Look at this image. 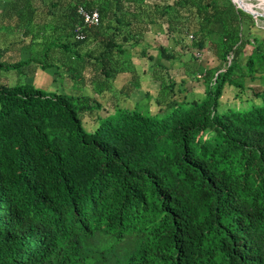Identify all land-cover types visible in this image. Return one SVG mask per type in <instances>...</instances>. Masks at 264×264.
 <instances>
[{
  "label": "trees",
  "instance_id": "16d2710c",
  "mask_svg": "<svg viewBox=\"0 0 264 264\" xmlns=\"http://www.w3.org/2000/svg\"><path fill=\"white\" fill-rule=\"evenodd\" d=\"M60 2L67 40L59 19L40 21ZM78 5L100 22L77 40ZM247 21L232 0H0L1 33L29 51H0V70L24 76L0 82V264H264V34L246 37ZM159 27L210 50L202 98L163 68L157 96L131 99L136 58L177 56L144 45ZM26 66L62 70L77 91L41 88ZM226 87L247 106L221 109Z\"/></svg>",
  "mask_w": 264,
  "mask_h": 264
},
{
  "label": "rangeland",
  "instance_id": "374dc122",
  "mask_svg": "<svg viewBox=\"0 0 264 264\" xmlns=\"http://www.w3.org/2000/svg\"><path fill=\"white\" fill-rule=\"evenodd\" d=\"M241 3L253 5L251 11L254 13L253 17L255 19V24H251L248 21L244 22L243 24L244 35L246 37L257 36L259 38H262L264 34V8L261 7L259 3L262 6H264V2H261V0H241ZM162 30L165 31V28L163 27ZM162 30L161 29L159 30L161 35H159V33L157 34L158 38H156L155 36V40H157L155 43H162L161 40L164 39L163 40L164 45L167 46L170 50H172L175 54H177V56L174 59H162L161 64H160L162 68L160 66H153V61L148 60L147 58L143 60V61L147 60V62L146 64H144V67L142 69L140 68V70L144 69V71L148 73L149 78H147L146 75L142 76L140 72L141 91H136L135 93H133L131 99L134 101L139 100L144 95V92L146 90H148L151 93L152 98L157 96L159 93V89H158L159 83L158 81L153 80V77L151 76L154 70H157V72L163 75L165 73V69L163 68H169V70H171L172 73L173 71H176V74H174V76L178 78L181 77L182 80H185L184 84L188 86L187 87L188 92L183 91L182 95H184L188 101H191L192 99L202 98L204 95V86H203V83L201 82V78L203 76L202 74L204 73L205 68H207L208 66L216 65L213 57L211 56L210 50H207L206 48L200 50V49L192 47L191 46L192 37H190L191 33L181 36L180 39H176V36L174 35L171 36V34L169 33H168V36H166V34L162 32ZM2 32H4V33H0V44L3 45L1 47L2 51L4 48L8 46V44L13 43L12 45H10V49L6 51L7 53L3 51L4 56L2 59L7 60V61H13L15 60L16 57L25 58V56L28 54V50L22 51L23 53H25L24 51L27 52L24 55L21 53L17 55L15 51V48L18 46L17 44L22 39L21 35L16 34V33L15 34L9 33L3 30ZM2 36L4 40H2ZM162 36H166V39ZM147 37L149 41H152L151 35H148ZM167 37L169 38L171 37V38L168 40ZM178 40H180V42H177ZM152 52L155 53V50H153ZM184 70L186 71L194 70L195 74L193 75L186 74ZM23 71L27 72L26 78L24 79H26L27 81H31L35 83L37 86L44 88L48 91H57V92L58 91H65V92H71V91L76 92L77 91L76 89L77 87L73 88V90H70L69 87L71 83L68 82V80H67V84L64 81L60 84V72L56 76V73L54 74V72L56 71L54 68H49L43 71L36 66L34 67L33 70H28V67L26 66L23 68ZM171 75L173 76V74ZM23 77L24 76L19 75L15 70H11V71L0 70V82L2 83H8V84L13 85L18 81H23ZM257 82L258 80L254 81V83H257ZM178 85L179 83L178 84L176 83V85L174 86V91H176ZM84 91L85 93L92 92V90L89 89V87H86ZM246 101H247L246 95H244L243 97H240L239 95H236L233 88L226 87L220 99V108L224 109L230 106L237 107V108H244L247 106V103H245ZM150 107L151 109H154L156 107L153 99H151ZM85 126H88V123H85ZM210 134H212L211 131H207L205 133V135H210Z\"/></svg>",
  "mask_w": 264,
  "mask_h": 264
},
{
  "label": "crops",
  "instance_id": "0c3cea01",
  "mask_svg": "<svg viewBox=\"0 0 264 264\" xmlns=\"http://www.w3.org/2000/svg\"><path fill=\"white\" fill-rule=\"evenodd\" d=\"M67 9H66V4L65 3H62V2H60V5H57V6H54L53 8L51 7V8H49L48 6H46V5H44V6H42L41 7V9H40V12H41V16H40V21H41V23H48V24H56V21L59 19L60 20V27L61 26H63L62 28H66V29H62V30H60V35L62 34L63 36H62V39L63 40H67L68 38V36H69V34L71 33V29L70 28H67V19H66V15L68 14V12L66 11ZM161 29V27H159L158 29H154V31L152 30V32L151 33H149V34H147L144 38V45H146V43H147V46L150 48V52H152L153 50H155V53H153L154 55H156V51L158 50L157 48L155 49V48H153V46H155V44L156 45H158V43H155L157 40H155V36H156V38H158V33H159V35H161V33L159 32V30ZM162 30V29H161ZM162 32H163V30H162ZM0 33H1V29H0ZM148 35H151V37H152V41H149L148 40ZM168 36V35H167ZM162 37H164L165 39H166V36H162ZM160 38V37H159ZM171 38V37H170ZM169 37H167V39L169 40L170 39ZM163 40L164 39H162L161 40V42L162 43H159L160 45H163L166 49H169L167 46H165L164 45V43H163ZM151 43H152V46H151ZM175 43V42H174ZM3 45H1V47H2ZM142 46V45H141ZM1 47H0V51L1 52H6L5 51V49L6 48H4L3 49V51H2V49H1ZM143 47V46H142ZM10 48V47H9ZM141 47L138 45V46H136V51H138L139 52V49H140ZM23 50H26V49H23ZM22 50V51H23ZM21 51V54H25V53H27L26 51H24L25 53H23ZM29 52V51H28ZM7 53V52H6ZM28 55V54H27ZM26 57V56H25ZM142 59V60H141ZM146 58H141L140 57V59H139V61H138V58H136L134 61V64H135V68H136V72H135V76H136V78H139V80H140V82H141V77H140V72H141V75L143 76V75H146L147 76V78H149V76H148V73H146L145 71H144V69L143 70H140V68L142 69L143 67H144V64H146V62H147V60L146 61H143V60H145ZM40 69V68H39ZM49 69V68H48ZM42 70V69H41ZM44 71V70H43ZM59 72H61V73H64V71H62V70H60ZM59 72H57V71H55L54 72V74L56 73V76H57V74L59 73ZM125 75V74H124ZM62 76V78H60V84L64 81L66 84H67V80H68V82H70L71 84H70V90H72V86H73V81H71L70 79H69V77H67L66 76V73H64L63 75H61ZM120 77H121V79H122V81L120 82ZM127 80H129V78H125L121 73L120 74H118V76H117V78H115L114 79V81H115V84H114V86H116V88H114V90H118V89H120V88H122V86H123V83H126L127 82ZM53 81H55V80H53ZM129 85V84H128ZM62 86V85H61ZM141 85H140V87H137V88H134V89H132V91L130 92V97L132 98V94L133 93H135L136 91H141ZM145 91V90H144ZM146 92H149L148 90H146L145 92H144V95L139 99V100H137V102L138 101H141V100H143L144 98H146L147 97V93ZM150 93V92H149ZM134 101V100H133ZM136 102V101H135Z\"/></svg>",
  "mask_w": 264,
  "mask_h": 264
},
{
  "label": "built area",
  "instance_id": "2783aa9c",
  "mask_svg": "<svg viewBox=\"0 0 264 264\" xmlns=\"http://www.w3.org/2000/svg\"><path fill=\"white\" fill-rule=\"evenodd\" d=\"M76 13L82 21V24H77L74 28V38L78 40L83 39L85 37V33L83 32L84 26H92L99 24L100 14L97 8L87 9L82 5H78L76 7ZM190 37H192L191 34Z\"/></svg>",
  "mask_w": 264,
  "mask_h": 264
},
{
  "label": "water",
  "instance_id": "95a60500",
  "mask_svg": "<svg viewBox=\"0 0 264 264\" xmlns=\"http://www.w3.org/2000/svg\"><path fill=\"white\" fill-rule=\"evenodd\" d=\"M232 1H233L237 6L241 7L243 10H245V11L251 13V14L254 16V13L251 11L252 8L247 9V8L243 7V6H242V3H241V0H232ZM263 1H264V0H263ZM250 5H251V7H253L252 4H250Z\"/></svg>",
  "mask_w": 264,
  "mask_h": 264
},
{
  "label": "bare ground",
  "instance_id": "6f19581e",
  "mask_svg": "<svg viewBox=\"0 0 264 264\" xmlns=\"http://www.w3.org/2000/svg\"><path fill=\"white\" fill-rule=\"evenodd\" d=\"M261 2H264V1L261 0ZM242 6L245 7V8H247V9H250L249 7H247V6H245V5H242Z\"/></svg>",
  "mask_w": 264,
  "mask_h": 264
}]
</instances>
